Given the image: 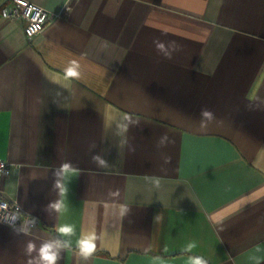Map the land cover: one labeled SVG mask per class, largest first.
Masks as SVG:
<instances>
[{
  "label": "crops",
  "instance_id": "obj_1",
  "mask_svg": "<svg viewBox=\"0 0 264 264\" xmlns=\"http://www.w3.org/2000/svg\"><path fill=\"white\" fill-rule=\"evenodd\" d=\"M26 1L54 14L64 0ZM73 60L80 76L66 78ZM0 160L24 229L0 224V264L63 241L61 224L76 234L57 264H264V0H75L30 41L0 17Z\"/></svg>",
  "mask_w": 264,
  "mask_h": 264
},
{
  "label": "clouds",
  "instance_id": "obj_2",
  "mask_svg": "<svg viewBox=\"0 0 264 264\" xmlns=\"http://www.w3.org/2000/svg\"><path fill=\"white\" fill-rule=\"evenodd\" d=\"M172 45H175V42H170ZM155 47L158 52H162L167 59H171L172 52L178 50L176 46L172 48L171 51L167 50L165 48V45L163 42H161L159 39L154 40ZM66 78H79L80 76V65L77 61L73 60L70 61L68 66L64 69ZM201 121L200 125L202 128L206 127L208 123L215 120L214 113L210 111L207 108L201 109ZM169 142V137L167 134L162 135L158 142L157 147H165L167 143ZM123 144H127V139L125 138L122 141ZM96 145H91V148H94ZM130 151H135L134 147H129ZM92 162L95 163L98 167L101 168H107L108 167V161L105 160L101 155L93 154ZM170 157H165V162H169ZM74 171L71 163H64L62 164L58 169H56L54 175L57 177L54 187L55 188H61L62 187V181L63 179L70 173ZM158 184V181H157ZM110 196H118V192H110ZM55 208L57 210H60L61 208H64L65 211H67L66 207H64L61 203L55 204ZM9 224L10 227L13 228V231L16 234H20L24 231L22 226H17L15 224V218H13L11 221H5ZM32 224L35 225V219L32 220ZM57 232L60 234L61 237H64L63 241L56 240L55 242H48L42 244L38 251L37 256H32L31 253L35 250V245L29 241L26 245V253L28 255L27 264H34L35 261H38V264H57L58 260H60L61 257V251L62 250H69L72 248L73 241L70 239V237L74 236L76 234L75 232V226L71 224H61L57 227ZM97 235L95 233H88L86 235H83L81 238H79L76 241V247L78 249L80 257H82L85 261H87L90 257L93 256V254L97 250ZM196 248V243L194 241L188 242L182 249V252H192L193 249ZM250 260L254 261L255 264H260V258L258 256H251ZM187 264H208V260L205 259L203 256L200 255H191L187 256Z\"/></svg>",
  "mask_w": 264,
  "mask_h": 264
},
{
  "label": "built area",
  "instance_id": "obj_3",
  "mask_svg": "<svg viewBox=\"0 0 264 264\" xmlns=\"http://www.w3.org/2000/svg\"><path fill=\"white\" fill-rule=\"evenodd\" d=\"M74 2L75 0H64L58 12L49 14L43 8L26 0H9L8 4L0 8V17L12 22H22L24 36L26 40L30 41L44 30L50 20L68 16ZM11 172L12 166L0 160V224L8 227L10 226L5 221H11L15 218V224L18 226L22 219L19 207L6 200L1 186V181Z\"/></svg>",
  "mask_w": 264,
  "mask_h": 264
}]
</instances>
